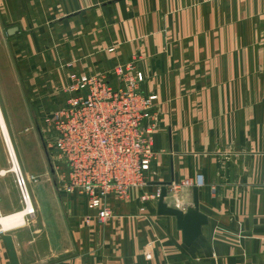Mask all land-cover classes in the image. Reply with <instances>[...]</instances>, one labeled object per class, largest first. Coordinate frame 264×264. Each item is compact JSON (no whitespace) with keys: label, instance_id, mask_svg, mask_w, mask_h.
<instances>
[{"label":"crops","instance_id":"0c3cea01","mask_svg":"<svg viewBox=\"0 0 264 264\" xmlns=\"http://www.w3.org/2000/svg\"><path fill=\"white\" fill-rule=\"evenodd\" d=\"M0 33L34 97H53L71 73L133 62L159 117L145 188L104 222L88 219L77 197L54 194L65 217L66 246L49 257L58 259H29L45 239L0 224V264H12L6 234L21 264H264V0H0ZM198 174L209 222L189 246L176 217L141 195ZM171 185L169 205H193V188ZM39 190L57 216L52 191ZM18 207L2 199L0 215Z\"/></svg>","mask_w":264,"mask_h":264},{"label":"built area","instance_id":"2783aa9c","mask_svg":"<svg viewBox=\"0 0 264 264\" xmlns=\"http://www.w3.org/2000/svg\"><path fill=\"white\" fill-rule=\"evenodd\" d=\"M134 67L131 62L111 73H71L56 95H62L61 102L56 101L45 119L60 196L77 197L88 210L87 218L99 222L113 217L115 204L126 203L132 190L149 184L157 157L156 97L143 91L144 79L135 76ZM15 175L26 204L31 192L19 165ZM171 184L173 191L201 187L204 177ZM160 192L143 193L141 200H158Z\"/></svg>","mask_w":264,"mask_h":264},{"label":"rangeland","instance_id":"374dc122","mask_svg":"<svg viewBox=\"0 0 264 264\" xmlns=\"http://www.w3.org/2000/svg\"><path fill=\"white\" fill-rule=\"evenodd\" d=\"M135 68L136 66L132 71L134 74ZM21 69L23 68L19 66L18 56L11 49V41L6 38V34L0 33V105L14 141L19 159L18 165L24 173L35 205V212L27 215L25 227L28 229L31 239L34 237L45 239L43 242L32 243L29 246V251H31L28 258L35 260L43 257L41 263H48L58 259V256L49 257L55 251L54 255L59 253L66 246L64 227L61 226L65 217L60 211L59 204H57L60 199L57 200L56 198H60L57 189V176L51 171L52 168L44 148L45 144L49 155L52 154L50 126L45 122V119L49 116L53 106L57 105L56 101L62 100V95L56 96L62 93V90L51 98L34 97L33 86L25 80ZM140 78L144 79L143 77ZM12 161L11 152L0 127V171L11 169L13 167ZM39 188L52 191V203L53 205L57 204L58 207L57 216L54 217L49 210V196L42 195ZM36 190L38 191L36 192ZM2 199L6 206H11L18 200L17 211L25 207L15 172L0 176L1 203ZM50 236L53 237L52 241L49 240Z\"/></svg>","mask_w":264,"mask_h":264},{"label":"water","instance_id":"95a60500","mask_svg":"<svg viewBox=\"0 0 264 264\" xmlns=\"http://www.w3.org/2000/svg\"><path fill=\"white\" fill-rule=\"evenodd\" d=\"M14 31L15 29H11L9 31V34H13ZM44 148L49 165L52 168L51 171L52 173H55V169L53 167L50 155L45 144ZM171 183L172 181L162 183L160 196L157 202V213L159 215L176 217L178 228L182 231L183 241L186 245L190 246L199 238V236H201L203 226L209 222V219L206 214L200 211L199 187L197 186L193 188L192 206L186 209H181L179 207L169 205L166 201V198L168 196V185H170ZM4 240L7 246L11 263L21 264L12 235H4Z\"/></svg>","mask_w":264,"mask_h":264},{"label":"bare ground","instance_id":"6f19581e","mask_svg":"<svg viewBox=\"0 0 264 264\" xmlns=\"http://www.w3.org/2000/svg\"><path fill=\"white\" fill-rule=\"evenodd\" d=\"M0 127L7 141V146H8L9 151L11 152L12 159L15 163V165L13 164V167L11 169H2L0 171V175H6L9 172H15V170L18 169L19 159H18L17 152L14 146V141L12 139L7 122L5 120L1 105H0ZM34 211L35 209L33 206V198L31 196V199L28 200V202L25 204V208L19 211L10 213V214L0 215V224H2L5 230H9L15 227L22 226L26 224L27 215L34 213Z\"/></svg>","mask_w":264,"mask_h":264}]
</instances>
